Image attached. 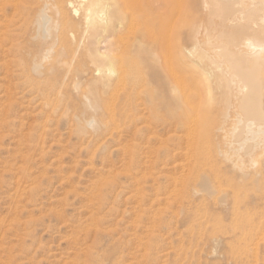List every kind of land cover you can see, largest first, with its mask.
I'll return each mask as SVG.
<instances>
[{
  "label": "rangeland",
  "instance_id": "1",
  "mask_svg": "<svg viewBox=\"0 0 264 264\" xmlns=\"http://www.w3.org/2000/svg\"><path fill=\"white\" fill-rule=\"evenodd\" d=\"M19 1L0 0V264H264V147L254 151L255 165L245 156L238 167L231 137L216 126L219 106L194 114L184 104L197 127H176L165 111L145 109L154 82L143 81L130 109L114 117L94 112L71 81L66 98L42 93L28 78L41 0ZM197 1L181 6L183 48L193 41L188 3ZM174 8L166 27L162 9H133L111 38L116 70L134 78L159 72L153 46L141 40L176 36ZM86 45L94 59L99 45ZM99 64L76 72L87 79ZM204 177L210 192L200 186Z\"/></svg>",
  "mask_w": 264,
  "mask_h": 264
},
{
  "label": "bare ground",
  "instance_id": "2",
  "mask_svg": "<svg viewBox=\"0 0 264 264\" xmlns=\"http://www.w3.org/2000/svg\"><path fill=\"white\" fill-rule=\"evenodd\" d=\"M182 3L184 5L183 0H41L33 8L31 35L36 39V49L32 52L30 66L34 77H28L29 81L34 85L43 84L44 94L56 90L57 95H62L61 99L67 95L64 96L69 89L67 82L71 81L73 88L80 90L79 97L86 105L94 112L110 117L124 115L127 106L130 109L131 98L139 93V86L146 84L143 81L154 82L156 87L150 90L145 109L155 114L165 111L169 114L170 124L193 130L197 126L194 122L193 128V120H188L190 115H183V105L189 104L192 112L197 114L209 111L216 104L221 118L216 126L231 137L227 145L235 155L233 163L241 167L243 157L247 156L250 163L256 164L258 155H254V151L264 147V0H198L188 3L192 9L190 17L195 18L189 48H183L179 43ZM197 4L202 18L198 17ZM172 7H175L177 20L176 27H173L176 36L170 38L159 32V35L153 33L141 40L153 46L151 56L158 63L159 72H151L148 78H134L131 72L116 70L115 64L120 59L111 51V38L124 26L125 20H132L133 9L150 13L162 9V24L167 26ZM74 19L77 22H73ZM144 22L145 19L142 24ZM171 26L169 24L165 29L169 31ZM87 32L92 35L86 37ZM118 41H121L120 37ZM89 42L99 45L94 51V59L86 45ZM92 60L99 61L100 67L91 70L96 77L90 73L86 79L77 72ZM42 77L46 79L42 80ZM198 77L207 83L204 89L198 87ZM83 78L89 81V88L82 87ZM188 83L192 84L193 92L188 91ZM102 88L107 90L106 96ZM116 88L123 89L121 98L125 101L118 102L117 90L120 89ZM96 120L90 122L97 125ZM200 186L210 192V183L205 177Z\"/></svg>",
  "mask_w": 264,
  "mask_h": 264
}]
</instances>
